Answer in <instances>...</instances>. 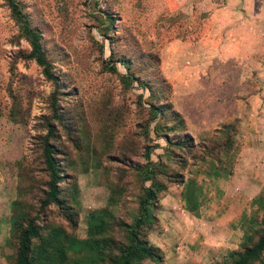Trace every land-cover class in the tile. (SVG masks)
<instances>
[{"label":"rangeland","instance_id":"1","mask_svg":"<svg viewBox=\"0 0 264 264\" xmlns=\"http://www.w3.org/2000/svg\"><path fill=\"white\" fill-rule=\"evenodd\" d=\"M29 224V264H264V0H0V264Z\"/></svg>","mask_w":264,"mask_h":264},{"label":"trees","instance_id":"2","mask_svg":"<svg viewBox=\"0 0 264 264\" xmlns=\"http://www.w3.org/2000/svg\"><path fill=\"white\" fill-rule=\"evenodd\" d=\"M11 10L17 14V11L15 9L14 5H11ZM18 16V15H17ZM21 31L25 34L27 37L31 52L33 53L35 59L40 62V47L37 42V35L28 28L27 23L25 21L21 22ZM44 152L47 156V162L49 163V172L52 179V182L50 184V195L51 197L55 198L56 193V182L59 177V173L55 168V164L53 161V157L49 152L48 145H44ZM35 228L32 224H29L27 229H24L20 232L19 239L17 242V249H16V255H15V264H29L28 255L30 250V237L35 234ZM262 249V242L259 241L255 244L253 248L247 249L240 257L239 260L235 262V264H246L247 259L255 257ZM133 250L136 252L138 256L142 257H157L153 255L151 248L149 247H143L141 243L138 241L135 242L133 246ZM126 254H130V251ZM128 256V258H127ZM122 255L121 256V264H140L139 262H132L131 257L129 255Z\"/></svg>","mask_w":264,"mask_h":264}]
</instances>
